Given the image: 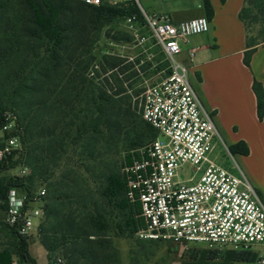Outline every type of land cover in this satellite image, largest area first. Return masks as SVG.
<instances>
[{"label":"trees","instance_id":"1","mask_svg":"<svg viewBox=\"0 0 264 264\" xmlns=\"http://www.w3.org/2000/svg\"><path fill=\"white\" fill-rule=\"evenodd\" d=\"M202 4L204 17L210 21L212 4L210 0H202ZM23 5L29 18L21 10L14 12L10 0H0V116L11 111L23 126L21 159L31 174L5 185L0 182V193L5 198L6 192L15 188L31 195L38 181L51 180L46 185L45 218L40 226V243L49 263L58 264L59 254L67 264H122L114 240L120 235L136 236L144 228L138 196L129 198L128 174L106 172L100 176L86 168L88 178L79 172H58L55 177L54 171L77 141L84 142L83 148L94 162L100 160L99 145L108 149L123 145V166L127 168L139 156L138 151L157 137L133 108L132 95L124 88L149 64L135 70L139 61L125 64L120 58L103 57L99 59L102 72L111 74L102 85L87 76L96 60L92 50L104 22L133 13L142 19L140 10L135 5L115 7L107 3L93 7L77 0H23ZM239 19L245 29V65L250 67L253 54L264 45V0H244ZM253 91L262 121V83L255 81ZM134 95L139 96V92ZM229 149L233 155L248 154L243 145ZM100 179L105 182L101 204L90 188V180ZM108 207L124 213L121 223L113 226L107 219ZM5 226L16 240L21 264H37L29 252L28 239ZM145 253H131L130 264H139ZM0 264H13V253L1 251Z\"/></svg>","mask_w":264,"mask_h":264},{"label":"built area","instance_id":"2","mask_svg":"<svg viewBox=\"0 0 264 264\" xmlns=\"http://www.w3.org/2000/svg\"><path fill=\"white\" fill-rule=\"evenodd\" d=\"M77 1L93 7L103 3L137 6L144 27L171 72L140 95L139 113L157 137L125 168L129 198L138 196L144 221L136 237L184 248L206 246L218 252L225 248L251 251L264 246V201L240 165L228 167L219 162L216 151L222 138L214 115L193 87L189 67L179 61L183 44L210 32L208 19L175 23L168 14H148L141 0ZM127 23L133 29L138 17L130 15ZM23 136L17 115L3 112L0 166L23 151ZM225 148L233 158L230 149ZM45 195V190L28 195L15 188L9 189L5 198L0 193L4 223L22 238L38 234L45 215ZM57 262L61 264L62 260ZM258 264H264V255Z\"/></svg>","mask_w":264,"mask_h":264},{"label":"crops","instance_id":"3","mask_svg":"<svg viewBox=\"0 0 264 264\" xmlns=\"http://www.w3.org/2000/svg\"><path fill=\"white\" fill-rule=\"evenodd\" d=\"M214 16L210 32L191 37L182 45L179 61L189 67V78L204 106L213 113L219 134L228 148L243 145L248 154H236L252 185L264 201V119L258 118L255 81L264 88V45L245 65V29L239 19L244 0H210ZM198 11L168 14L175 23L204 17ZM190 54H193L192 60ZM194 259L178 264H258L264 246L251 251L225 248L222 252L193 246Z\"/></svg>","mask_w":264,"mask_h":264},{"label":"rangeland","instance_id":"4","mask_svg":"<svg viewBox=\"0 0 264 264\" xmlns=\"http://www.w3.org/2000/svg\"><path fill=\"white\" fill-rule=\"evenodd\" d=\"M10 4H13L12 9H14V12L21 10L25 16L29 18V13L23 5V0H10ZM200 5L201 0H141V7L150 15L173 13L177 11H198L200 10ZM4 8L7 9V5H4ZM10 14H7V17H9ZM130 15H136L138 17V23H136L133 29L127 23V18ZM104 23L92 50V54L96 57V60L91 63L87 76L89 79L93 80L96 85H102V81L111 74V72H108V74L102 72L99 59L103 57L120 58L126 62L125 64H134L139 61L140 64L135 66V70L149 64L150 67L145 72H139L137 78L124 85L127 94L132 95L133 108L139 113L141 93L146 87L159 83L168 75V63L160 48L156 46L154 41L150 38V33L147 28L144 27V22L139 18L138 13L112 18ZM91 73H94V76H91ZM130 84H132V88H129ZM103 90H107V88ZM114 91H116L115 88L112 92ZM136 91L139 92V96L135 97L134 93ZM88 146L92 147L93 145L88 144ZM225 146L223 140L219 142L216 151V154L219 156V162L228 167L235 165V163L241 166L238 156L233 155V158H231L226 152ZM83 147H85L83 141H77L75 144L69 146L68 153L65 155V162L61 164L58 170L54 171L56 172L54 174L55 177L58 176V172H79L85 178H88L85 173L86 168L92 169L93 172L100 176H104L106 172H113L116 175L124 176L126 167L123 166V159L126 153L123 149V145L112 147L111 149L106 148L102 144L99 145V148H101V156L98 162L101 161L103 163L102 166H98V162H94L90 159ZM23 152L24 149L20 154L15 155L8 162L3 164L0 172V182L3 183V185L12 179L24 178L31 174V170L23 164L21 159ZM49 182H51V180L45 179L38 181L35 184L33 194L42 190L47 191L46 185ZM104 183L103 179L97 182L90 180V188L93 190L95 194L94 198L99 204L102 202L100 194ZM107 215V219L110 220L113 226L117 223H121L124 219V213L114 207L107 208ZM3 220L4 213L2 208H0V252L5 250L12 252L13 264H21L16 251V240L5 226ZM114 243L120 252L122 264H130L131 253L146 252L145 257L141 259L139 264H178L179 261L194 259L197 254L196 251L191 248H184L162 242L149 243L136 236L129 237L120 235L119 238L114 240ZM27 244L29 252L37 264H50L48 261V253L40 243V230L38 234H35L27 240ZM56 258L57 260H62L61 264H67L66 260L61 255L57 254ZM56 258H54L53 261H57Z\"/></svg>","mask_w":264,"mask_h":264}]
</instances>
